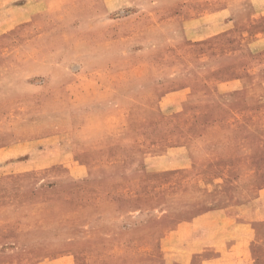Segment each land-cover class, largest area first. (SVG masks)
Listing matches in <instances>:
<instances>
[{"label": "rangeland", "instance_id": "374dc122", "mask_svg": "<svg viewBox=\"0 0 264 264\" xmlns=\"http://www.w3.org/2000/svg\"><path fill=\"white\" fill-rule=\"evenodd\" d=\"M0 264H264V0H0Z\"/></svg>", "mask_w": 264, "mask_h": 264}]
</instances>
